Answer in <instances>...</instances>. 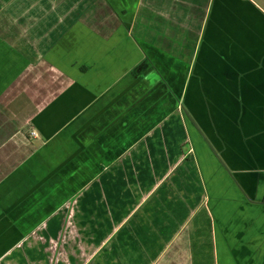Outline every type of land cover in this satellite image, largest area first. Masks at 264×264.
I'll list each match as a JSON object with an SVG mask.
<instances>
[{
  "label": "crops",
  "instance_id": "crops-1",
  "mask_svg": "<svg viewBox=\"0 0 264 264\" xmlns=\"http://www.w3.org/2000/svg\"><path fill=\"white\" fill-rule=\"evenodd\" d=\"M264 0H0V264H264Z\"/></svg>",
  "mask_w": 264,
  "mask_h": 264
},
{
  "label": "trees",
  "instance_id": "trees-1",
  "mask_svg": "<svg viewBox=\"0 0 264 264\" xmlns=\"http://www.w3.org/2000/svg\"><path fill=\"white\" fill-rule=\"evenodd\" d=\"M262 203H264V196L262 197V200H261Z\"/></svg>",
  "mask_w": 264,
  "mask_h": 264
}]
</instances>
